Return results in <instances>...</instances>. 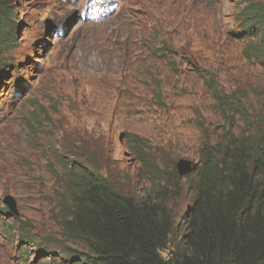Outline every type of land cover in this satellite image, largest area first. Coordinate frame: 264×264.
<instances>
[{
    "label": "rangeland",
    "instance_id": "obj_1",
    "mask_svg": "<svg viewBox=\"0 0 264 264\" xmlns=\"http://www.w3.org/2000/svg\"><path fill=\"white\" fill-rule=\"evenodd\" d=\"M81 2L10 1L18 40L11 50L0 48V264H20L21 251L10 242L18 227L3 209L55 254L70 244L56 224L48 228L51 195L45 189L57 187L52 171L60 169L40 150L37 133L44 122L34 133L28 126L32 113L58 122L59 128L48 130L56 134L50 154L67 156L63 127L102 134L115 188L138 200L164 189L177 227L193 199L190 174L201 164L206 135L220 137L232 127L245 131L237 102L249 123L264 124V0H120L116 11L96 22L82 18ZM158 47L174 54L163 56ZM219 93L230 101L227 123ZM181 159L195 166L184 176L176 167ZM28 240L27 263L45 264L50 258Z\"/></svg>",
    "mask_w": 264,
    "mask_h": 264
},
{
    "label": "trees",
    "instance_id": "obj_2",
    "mask_svg": "<svg viewBox=\"0 0 264 264\" xmlns=\"http://www.w3.org/2000/svg\"><path fill=\"white\" fill-rule=\"evenodd\" d=\"M10 1L0 0V48L4 50H11L18 40V21ZM249 17H242V24ZM164 49L158 47L157 51L163 56L174 54V50ZM172 68L177 69L173 61ZM13 70L17 74L15 67ZM216 100L224 108L223 122H229L225 109L230 101L221 93ZM236 111L245 131L232 127L220 137L206 135L201 164L190 174L195 176L193 199L178 227L167 214L164 189L159 196L138 200L115 188L109 179L113 168L110 145L102 134L94 137L79 126L63 127L60 142L67 156L50 154V136L56 134L50 135L48 130L59 128L58 122L32 113L28 126L33 132L40 120L44 122V129L37 133L40 150L48 152L45 160H54L60 169L52 171L57 187L45 189L51 195L46 208L48 228L56 224L70 244L55 254L38 244L37 237L9 209H3L2 214L12 216L19 230L10 241L20 245V264L30 263L23 247L29 237L50 258L45 264H264V124L249 123L239 102ZM70 131L75 135L69 137ZM135 152L144 162L140 151ZM152 164L159 166L156 160ZM171 194L177 196L174 189ZM3 229L9 233V226Z\"/></svg>",
    "mask_w": 264,
    "mask_h": 264
},
{
    "label": "water",
    "instance_id": "obj_3",
    "mask_svg": "<svg viewBox=\"0 0 264 264\" xmlns=\"http://www.w3.org/2000/svg\"><path fill=\"white\" fill-rule=\"evenodd\" d=\"M176 167H177V170H178L180 176H184L185 174L191 172L195 168V166L191 167L190 162L185 160V159L179 160ZM10 208L14 212H16V204L12 203L10 205Z\"/></svg>",
    "mask_w": 264,
    "mask_h": 264
},
{
    "label": "bare ground",
    "instance_id": "obj_4",
    "mask_svg": "<svg viewBox=\"0 0 264 264\" xmlns=\"http://www.w3.org/2000/svg\"><path fill=\"white\" fill-rule=\"evenodd\" d=\"M62 7L68 9V8H71V5H66V6L63 5ZM62 14H63V13H62ZM87 48H90V47H84V49H87ZM34 68H35V67H34Z\"/></svg>",
    "mask_w": 264,
    "mask_h": 264
},
{
    "label": "clouds",
    "instance_id": "obj_5",
    "mask_svg": "<svg viewBox=\"0 0 264 264\" xmlns=\"http://www.w3.org/2000/svg\"><path fill=\"white\" fill-rule=\"evenodd\" d=\"M15 246V245H14Z\"/></svg>",
    "mask_w": 264,
    "mask_h": 264
}]
</instances>
